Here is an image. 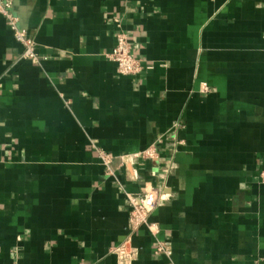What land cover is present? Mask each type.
Returning <instances> with one entry per match:
<instances>
[{"label":"crops","instance_id":"0c3cea01","mask_svg":"<svg viewBox=\"0 0 264 264\" xmlns=\"http://www.w3.org/2000/svg\"><path fill=\"white\" fill-rule=\"evenodd\" d=\"M13 1L41 63L0 17V264H121L129 236L131 264H264V0ZM153 187L157 232L132 230Z\"/></svg>","mask_w":264,"mask_h":264},{"label":"built area","instance_id":"2783aa9c","mask_svg":"<svg viewBox=\"0 0 264 264\" xmlns=\"http://www.w3.org/2000/svg\"><path fill=\"white\" fill-rule=\"evenodd\" d=\"M0 17L6 20L16 42L23 47L21 60L40 64L41 56L37 52V43L29 31L23 27L20 17L15 12L13 0H0ZM115 23L117 26L116 45L107 56L117 64L118 72L121 75L137 76L150 69L140 57L134 54L133 45L128 34L122 28L120 20L116 19ZM204 90L209 91V87L206 86ZM97 152L106 168V173L113 174L112 163L115 156L99 148H97ZM156 153L155 149H148L144 152L132 154L128 158L155 157ZM162 199L163 196L154 187L151 189L146 188L143 193L138 195L128 194V204L131 207V229L137 230L146 225L156 234L157 226L150 222V215ZM112 252L118 256L121 264H131L138 259L140 250L132 244V237L129 236L123 243L114 247ZM156 254L170 256L172 251L166 243L157 240Z\"/></svg>","mask_w":264,"mask_h":264}]
</instances>
